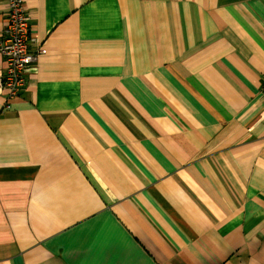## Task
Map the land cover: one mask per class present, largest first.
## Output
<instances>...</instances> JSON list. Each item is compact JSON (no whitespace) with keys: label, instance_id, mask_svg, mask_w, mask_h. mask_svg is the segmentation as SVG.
<instances>
[{"label":"crops","instance_id":"1","mask_svg":"<svg viewBox=\"0 0 264 264\" xmlns=\"http://www.w3.org/2000/svg\"><path fill=\"white\" fill-rule=\"evenodd\" d=\"M21 1L0 264H264V0Z\"/></svg>","mask_w":264,"mask_h":264},{"label":"built area","instance_id":"2","mask_svg":"<svg viewBox=\"0 0 264 264\" xmlns=\"http://www.w3.org/2000/svg\"><path fill=\"white\" fill-rule=\"evenodd\" d=\"M6 3V22L0 32V56L4 63L0 96H4L8 104L22 92L27 81L26 71L45 50L33 43L31 20L24 3L21 0H7ZM261 92L264 98V84Z\"/></svg>","mask_w":264,"mask_h":264}]
</instances>
